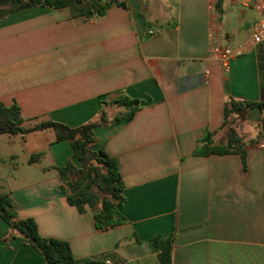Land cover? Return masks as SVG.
<instances>
[{
  "label": "crops",
  "instance_id": "0c3cea01",
  "mask_svg": "<svg viewBox=\"0 0 264 264\" xmlns=\"http://www.w3.org/2000/svg\"><path fill=\"white\" fill-rule=\"evenodd\" d=\"M114 1L124 6L91 18L69 8H0V103L16 104L24 127L51 121L75 128L104 113L96 149L116 161L123 185L122 223L97 229L89 208L80 213L67 203L56 171L68 160L78 167L69 142H55L51 129L14 135L7 147L26 152L25 173L10 172L0 189L17 219L67 242L77 260L264 264V123L241 140L245 168L238 154H195L206 130L213 145L226 143L238 122L222 128L226 104L264 102L253 0L219 7L217 0ZM216 48L232 51L226 69ZM120 97L137 100L138 109L112 124L128 112L115 104ZM262 115L244 108L234 117ZM46 158L51 163L37 171ZM9 160L2 163L17 170V155ZM0 264H45L1 218Z\"/></svg>",
  "mask_w": 264,
  "mask_h": 264
},
{
  "label": "trees",
  "instance_id": "16d2710c",
  "mask_svg": "<svg viewBox=\"0 0 264 264\" xmlns=\"http://www.w3.org/2000/svg\"><path fill=\"white\" fill-rule=\"evenodd\" d=\"M221 0L216 1L219 7ZM114 4L124 6L114 0H0V8L7 7V12L31 8L34 6L56 10L69 8L74 17H101ZM115 104L125 106L128 112L122 117L115 118L112 124L127 122L132 119L138 109V101L120 97ZM244 108L264 113V102L246 103L245 105L231 101L223 111L222 128L237 121L236 116ZM24 119L16 104L5 106L0 103V134L21 135L51 129L55 142L68 141L72 151V159L78 163L75 166L71 160L56 171L68 190L66 201L83 213L85 207L93 214L97 229L107 230L122 223L116 206L123 202L121 192L123 185L117 170L116 161L110 158L102 148L96 149L97 138L94 130L106 122L102 113L98 122H91L75 128L64 124L46 121L32 127H24ZM264 136V125L263 133ZM212 133L207 130L198 145L195 154L199 156L238 154L243 167L246 166L245 151L235 128L230 127L225 144L213 145L210 140ZM35 155L33 158L37 157ZM63 190V188H62ZM0 218L7 224L11 233L21 235L24 241L34 247L43 257L45 264H105L96 259L77 260L73 257L67 242L43 238L39 235L35 222L30 219H17L15 205L8 194H0Z\"/></svg>",
  "mask_w": 264,
  "mask_h": 264
},
{
  "label": "rangeland",
  "instance_id": "374dc122",
  "mask_svg": "<svg viewBox=\"0 0 264 264\" xmlns=\"http://www.w3.org/2000/svg\"><path fill=\"white\" fill-rule=\"evenodd\" d=\"M262 90L264 92V79L262 81ZM242 118H245V116H242ZM237 120L238 122L236 121L237 125H235V128H236L235 131L237 132L238 137L242 140L250 136L252 129L259 130L260 125L264 123V113L262 117L260 116L257 117L258 121L256 119H254L256 121H253V120L245 121V119H239V118H237ZM249 125H251L252 127L251 129ZM17 137L18 136H14L10 134H0V158H1L0 159V184H1V181L10 182V180L8 179L10 172H12L16 176L18 172L20 174L25 173L26 168L22 164H23L26 152L23 149H9L7 147L8 141L11 139H15ZM11 154L17 155V161H16L17 170H10L7 168V166L4 165V163H2L3 161L11 162L9 160V157ZM48 159L49 158L44 159L40 165L36 166L38 167L37 171H40L41 167H45L51 163V161H49ZM0 194H6V193H3V189H0Z\"/></svg>",
  "mask_w": 264,
  "mask_h": 264
},
{
  "label": "built area",
  "instance_id": "2783aa9c",
  "mask_svg": "<svg viewBox=\"0 0 264 264\" xmlns=\"http://www.w3.org/2000/svg\"><path fill=\"white\" fill-rule=\"evenodd\" d=\"M251 7L257 14V22L253 29L251 39L254 44H259L264 42V0H253ZM215 51L216 57L220 60L223 68L226 69L232 51L229 48H216Z\"/></svg>",
  "mask_w": 264,
  "mask_h": 264
}]
</instances>
